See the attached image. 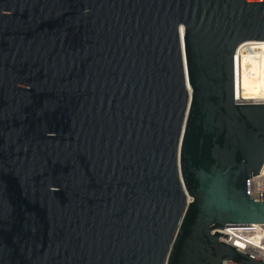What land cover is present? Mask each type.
<instances>
[{
	"label": "water",
	"instance_id": "water-1",
	"mask_svg": "<svg viewBox=\"0 0 264 264\" xmlns=\"http://www.w3.org/2000/svg\"><path fill=\"white\" fill-rule=\"evenodd\" d=\"M264 0H0V264H264V102L234 55Z\"/></svg>",
	"mask_w": 264,
	"mask_h": 264
},
{
	"label": "built area",
	"instance_id": "built-area-1",
	"mask_svg": "<svg viewBox=\"0 0 264 264\" xmlns=\"http://www.w3.org/2000/svg\"><path fill=\"white\" fill-rule=\"evenodd\" d=\"M241 46V45H240ZM234 55V81H235V101L241 102L236 98V90L239 84V48ZM264 168V166H263ZM261 173L250 180L249 192L252 199H264V169ZM220 233L229 235V238L220 236V241L236 247L260 260L264 261V224L234 223L228 224ZM225 264H237L227 260Z\"/></svg>",
	"mask_w": 264,
	"mask_h": 264
},
{
	"label": "bare ground",
	"instance_id": "bare-ground-1",
	"mask_svg": "<svg viewBox=\"0 0 264 264\" xmlns=\"http://www.w3.org/2000/svg\"><path fill=\"white\" fill-rule=\"evenodd\" d=\"M237 64L240 72L236 98L241 102H264V40L244 42Z\"/></svg>",
	"mask_w": 264,
	"mask_h": 264
}]
</instances>
